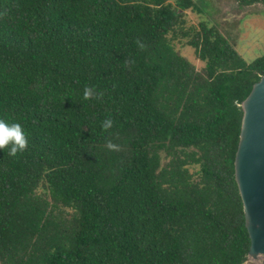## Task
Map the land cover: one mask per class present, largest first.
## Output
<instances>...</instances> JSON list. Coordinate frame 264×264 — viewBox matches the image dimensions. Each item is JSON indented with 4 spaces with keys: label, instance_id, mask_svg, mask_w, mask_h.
Returning <instances> with one entry per match:
<instances>
[{
    "label": "trees",
    "instance_id": "16d2710c",
    "mask_svg": "<svg viewBox=\"0 0 264 264\" xmlns=\"http://www.w3.org/2000/svg\"><path fill=\"white\" fill-rule=\"evenodd\" d=\"M202 6L0 0V118L28 138L0 150V264L246 261L235 157L264 54L247 61Z\"/></svg>",
    "mask_w": 264,
    "mask_h": 264
},
{
    "label": "water",
    "instance_id": "95a60500",
    "mask_svg": "<svg viewBox=\"0 0 264 264\" xmlns=\"http://www.w3.org/2000/svg\"><path fill=\"white\" fill-rule=\"evenodd\" d=\"M241 108L235 179L251 240L244 263L264 264V76L253 85Z\"/></svg>",
    "mask_w": 264,
    "mask_h": 264
},
{
    "label": "rangeland",
    "instance_id": "374dc122",
    "mask_svg": "<svg viewBox=\"0 0 264 264\" xmlns=\"http://www.w3.org/2000/svg\"><path fill=\"white\" fill-rule=\"evenodd\" d=\"M203 7V17L217 25L232 45L249 62L264 54V1L263 0H198ZM204 2V3H202ZM200 18L196 13L188 14V25L197 26ZM183 52L197 64L199 69L204 63L197 59L194 49L186 47ZM198 171L194 166L192 172ZM245 264V263H244Z\"/></svg>",
    "mask_w": 264,
    "mask_h": 264
},
{
    "label": "clouds",
    "instance_id": "9594fccd",
    "mask_svg": "<svg viewBox=\"0 0 264 264\" xmlns=\"http://www.w3.org/2000/svg\"><path fill=\"white\" fill-rule=\"evenodd\" d=\"M99 94L97 98L99 99ZM92 96V89L86 88L84 90L83 98L89 99ZM112 124V121L106 120L102 127L107 130ZM28 146L27 134L24 127L19 122H9L8 120L0 118V150L7 149V154L10 157H15L18 153H22ZM111 147V145H110Z\"/></svg>",
    "mask_w": 264,
    "mask_h": 264
},
{
    "label": "flooded vegetation",
    "instance_id": "af4514ba",
    "mask_svg": "<svg viewBox=\"0 0 264 264\" xmlns=\"http://www.w3.org/2000/svg\"><path fill=\"white\" fill-rule=\"evenodd\" d=\"M247 257H248V254H247ZM247 259V258H246ZM247 261V260H246Z\"/></svg>",
    "mask_w": 264,
    "mask_h": 264
}]
</instances>
